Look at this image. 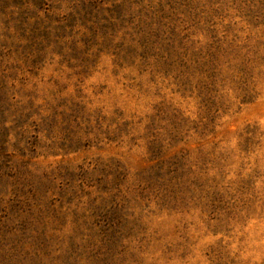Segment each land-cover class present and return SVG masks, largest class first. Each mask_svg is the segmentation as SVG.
Masks as SVG:
<instances>
[{
	"label": "rangeland",
	"instance_id": "1",
	"mask_svg": "<svg viewBox=\"0 0 264 264\" xmlns=\"http://www.w3.org/2000/svg\"><path fill=\"white\" fill-rule=\"evenodd\" d=\"M0 264H264V0H0Z\"/></svg>",
	"mask_w": 264,
	"mask_h": 264
}]
</instances>
